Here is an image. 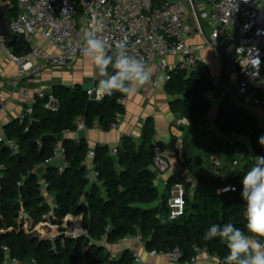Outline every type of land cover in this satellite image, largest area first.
Segmentation results:
<instances>
[{"label":"trees","instance_id":"1","mask_svg":"<svg viewBox=\"0 0 264 264\" xmlns=\"http://www.w3.org/2000/svg\"><path fill=\"white\" fill-rule=\"evenodd\" d=\"M4 2L10 4L9 20L16 17L18 0ZM159 3L154 0L155 6ZM30 51L20 37L15 57L27 56ZM108 71L111 74L113 70ZM101 78L98 72L95 86ZM213 90L209 69L201 61L190 74L171 71L166 84L167 93L175 98L172 110L193 128L201 126L209 115L207 95ZM51 92L59 103L58 111L46 108L48 99L39 100L25 121L17 118L4 127L5 137L20 146V153L13 155L0 143V264L5 262L6 248L12 258L36 264H136L131 250L113 258L97 243L107 238L108 244H117L139 234L147 253L179 250L183 264L195 255V248H205L223 264L229 251L226 245L218 238L205 241L203 234L216 223H232L247 231L242 179L255 159L249 154L242 162L237 159V167L224 168L220 175L209 169L210 185L196 189L192 197L190 186L172 177L162 203L156 205L159 174L154 170L151 149L157 145L154 121H146L139 143L122 138L116 156L108 146H97L92 159L96 177L92 178L88 163L92 150L86 139L66 138L65 133L76 132L78 120H83L87 129L98 124L103 131H110L126 113L125 105L119 103L125 94L116 92L97 102L81 84H56ZM216 127L227 137H249L255 155L264 156V146L258 142L264 136L259 118L229 98L220 107ZM60 144L66 149V167L62 171L47 168L46 161L55 157ZM239 145L229 144L231 148ZM45 183L55 197L53 210L42 193ZM176 183L185 186L186 209L183 216L170 221L168 201ZM226 187L236 190L218 192Z\"/></svg>","mask_w":264,"mask_h":264},{"label":"built area","instance_id":"2","mask_svg":"<svg viewBox=\"0 0 264 264\" xmlns=\"http://www.w3.org/2000/svg\"><path fill=\"white\" fill-rule=\"evenodd\" d=\"M195 4L199 20L191 0H186V4L160 0L158 6L154 5V0H18L19 14L10 19L11 30L19 38L25 39L31 51L22 58L12 56L19 70L10 86L12 89H18L26 79L33 78L44 70L65 69L77 60L86 58L81 48L85 43V33L94 27L100 28L102 31L98 34L107 37L110 42L126 41L129 54L142 58L150 68L156 65L159 72L166 73L168 78L169 73L175 70L190 74L200 62L194 51L186 46L185 40L189 30L188 17L193 16L196 22L209 26L211 40L209 47H217L218 41L222 38L235 44L232 69L237 76L238 95L245 98L254 110L264 112V0H195ZM198 32L201 35L206 34L203 26L202 29L198 28ZM37 38H40L42 43L37 44ZM44 45L50 46L54 51L44 53ZM0 49L9 53L5 47V38L1 35ZM171 56L179 58L175 65L169 63ZM97 78L98 70L92 82L93 89ZM152 81L146 85L156 87L153 76ZM92 90L88 95L95 98ZM23 95L25 103L18 117L21 122L30 116L39 100L48 99L47 109L54 112L59 109V103L51 90H38L35 93L25 91ZM125 98L126 94L119 103L124 104ZM6 103L0 101V117L6 112ZM121 119L122 117L111 129L119 128ZM186 122L178 121L177 126L181 127ZM76 126V132L88 130L83 120H78ZM99 128L98 124L94 126V129ZM69 134L71 132L65 133ZM0 143L13 155L20 153V146L5 137V133L0 134ZM121 146L120 142L111 149V154L116 156ZM58 154H63L66 158V149L62 144L57 147L55 157ZM55 157L46 161V165ZM94 157L95 152L92 150L88 153L89 164ZM209 163L211 173L220 175L224 169L223 155L211 154ZM238 164V161H234L233 166L237 167ZM153 166L159 175H165L170 170V163L163 147L158 144L154 146ZM2 169L0 166V171ZM63 169L64 167H60V171ZM47 189L48 185L45 183L42 193L46 202L55 209V197ZM235 190L226 187L219 193ZM185 196V186L182 183L174 184L168 201L170 221L184 215ZM130 242L143 243L142 236L139 234L136 237H126L119 243ZM149 255L152 258H168L178 263L182 260V252L179 250L153 252ZM116 256L112 255L113 258ZM134 257L136 264H143L138 254L135 253ZM205 260L216 259L207 249L195 248V255L183 264H197ZM9 263L22 262L12 258L10 249L6 248L4 264ZM29 263L36 264L35 261Z\"/></svg>","mask_w":264,"mask_h":264},{"label":"crops","instance_id":"3","mask_svg":"<svg viewBox=\"0 0 264 264\" xmlns=\"http://www.w3.org/2000/svg\"><path fill=\"white\" fill-rule=\"evenodd\" d=\"M0 4L2 7H10V4L6 2H0ZM9 13L8 10L6 12L8 18ZM189 17V30L185 39L186 46L194 51L202 63L207 65L214 86V90L207 95V99L211 103V110L201 126L193 128L186 119L172 110L171 104L175 98L170 96L166 91V84L169 79L168 75L164 72H159L155 65L151 67L153 77L155 81H157L158 77H162V82L156 85V87L144 85L139 87L134 94H126L124 103L126 113L122 116L119 128L111 129L108 132L103 131L101 128L88 129L84 132H74L64 136L75 140L86 139L91 150H94L97 146H108L112 149L124 137H130L139 143L146 121L152 119L156 128L154 141L163 147L164 153L170 163L169 172L165 175H158L157 187L158 191L160 189V194L157 193L156 205L162 203V197L167 191V184L172 177L183 180L187 186H190V191L193 193L202 186L210 185L206 181L211 178V174L209 173V157L211 154L217 153L223 155L224 168L226 170L234 169L233 160H242L235 153H244L245 157L248 155L246 148L241 144L236 148L238 152L232 153L233 148L229 144L233 143V137L222 135L216 127L220 107L229 96H232L240 106L253 109L245 98L238 95L237 76L232 69L235 44L222 38L217 43V49L209 47L208 44L211 42L210 31L209 33L206 31L207 28L210 30L209 26L206 23L201 25L200 22H196L193 16V19L189 20ZM202 26L209 40L204 34L201 35L198 32V28L202 29ZM36 43H42L41 39L37 38ZM53 51L50 46H43L44 53ZM12 56L15 57L13 52L8 53L0 49V101L7 102L6 112L0 117V134H4V127L8 123L19 117L25 103L23 95L25 91L35 93L38 90H51L52 86L56 84H63L69 87L78 84L83 86L89 83L92 84V81L85 82V79L81 77L73 78L71 75L73 73L67 70L63 71L66 68H52L42 71L33 78L26 79L20 88L12 89L10 83L17 77L19 70V66L13 61ZM22 57L25 56H19V58ZM86 58H82L74 64V71L79 67L77 66L78 63L80 65L86 64L84 61ZM178 61L179 58L177 56L169 58L171 65H175ZM71 66H73V63L69 65V67ZM82 69L80 67V70ZM96 72L97 69L95 73L91 71L90 75L95 76ZM258 113L262 117V120L259 119L260 126L264 128V112ZM181 120H186L187 122L183 126L178 127L177 122ZM89 170L91 177L95 178L96 173L92 161L89 164ZM51 209L53 210V208ZM106 246L112 255H119L125 250H131L140 256L143 263L182 264L168 258H152L147 253L144 244L140 242L107 244ZM21 264L30 263L22 262ZM197 264L221 263L217 260H205Z\"/></svg>","mask_w":264,"mask_h":264},{"label":"clouds","instance_id":"4","mask_svg":"<svg viewBox=\"0 0 264 264\" xmlns=\"http://www.w3.org/2000/svg\"><path fill=\"white\" fill-rule=\"evenodd\" d=\"M101 31L98 27L87 31L81 48L82 54L91 59L102 77L92 90L96 101L116 92L134 94L139 87L152 83V69L142 58L129 54L126 41L110 42L98 34ZM109 68L113 70L111 74ZM160 82L162 77H158L155 83ZM258 142L264 146V136ZM254 161V166L242 179L241 196L246 205L247 231L232 223H216L203 234L205 241L218 238L226 245L229 251L223 264H264V156H258Z\"/></svg>","mask_w":264,"mask_h":264},{"label":"water","instance_id":"5","mask_svg":"<svg viewBox=\"0 0 264 264\" xmlns=\"http://www.w3.org/2000/svg\"><path fill=\"white\" fill-rule=\"evenodd\" d=\"M191 3L194 7V10L196 12V15L198 17L199 20V15L197 13L196 10V4H195V0H191ZM10 10L9 6H4L2 7L0 4V35L2 37L5 38V47L9 52H14L16 50V47L19 43V37L18 35L14 34L13 31L11 30V21L9 20V18L6 15V12ZM206 36V34H204ZM207 37V36H206ZM207 39L209 40V38L207 37ZM214 49H217V47H213ZM84 90H86L87 92H89L90 90L93 89V85H86L83 86ZM229 99L234 102L236 105L240 106L234 99L232 96H229ZM242 107V106H241ZM247 110H249L251 113H253L254 115H256L260 120H262L261 115L256 111L253 110L251 108L248 107H243ZM233 142L235 143H239L242 146H244L246 148L247 153L253 158L255 159L257 156L254 153V149H253V145L251 142V139L249 137H235L233 136ZM154 146H151V149H153ZM60 167H66V158L64 157L63 154H58L55 159L50 162L49 164H47V168H60ZM101 248H107V244H108V239H104L102 242L97 243Z\"/></svg>","mask_w":264,"mask_h":264},{"label":"rangeland","instance_id":"6","mask_svg":"<svg viewBox=\"0 0 264 264\" xmlns=\"http://www.w3.org/2000/svg\"><path fill=\"white\" fill-rule=\"evenodd\" d=\"M169 1H171V2H173V3H183V4H186V0H169ZM193 19V17L192 16H190L189 17V20H192ZM206 31H207V33H209V29L207 28L206 29ZM80 60V59H79ZM79 60H77L76 62H74L73 63V66H71V67H67L65 70H63V71H68V72H71V73H73V74H71L72 75V77L73 78H84L85 80V82L86 81H94V79H95V76H92V75H90V72L92 71V72H94L95 73V70H96V67L94 66V64H93V62L91 61V59L90 58H86V59H84V61L86 62V64H84V65H80L79 63H78V65L77 66H79L78 68H77V70H75L74 71V67H75V65L74 64H76ZM82 62V61H81ZM87 62H88V64H87ZM80 67H82L83 69L82 70H80ZM92 69V70H91ZM67 72V73H68ZM92 76V78H90ZM87 85H91L90 83L89 84H87ZM4 146V145H3ZM236 148L237 147H234L233 148V150H232V153H235V152H238V151H236ZM235 155L239 158V159H242V160H244L245 159V154L243 153V154H241V153H235ZM242 160H240L241 162H242ZM207 183H208V181H207ZM208 186L209 185H205V186H202V187H200V188H203V189H205V188H208ZM192 191H190V196L192 197ZM158 194H160V189H159V191H158Z\"/></svg>","mask_w":264,"mask_h":264}]
</instances>
